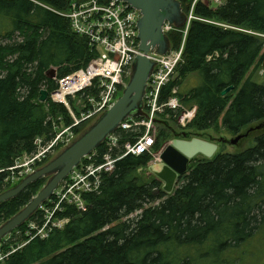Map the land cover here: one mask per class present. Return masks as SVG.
Returning a JSON list of instances; mask_svg holds the SVG:
<instances>
[{
  "label": "trees",
  "instance_id": "1",
  "mask_svg": "<svg viewBox=\"0 0 264 264\" xmlns=\"http://www.w3.org/2000/svg\"><path fill=\"white\" fill-rule=\"evenodd\" d=\"M68 3L0 0V171L6 172L24 154L31 155L36 138L49 141L53 120L61 117L69 124L62 105L50 98L38 102L41 90L50 97L58 79L85 69L96 57L65 18L44 7L64 12ZM195 15L264 34V0H226L216 11L200 5ZM167 39L170 50H178L183 35L172 32ZM262 50L263 42L253 36L190 24L178 78L161 89L160 103L179 90L187 75L198 73V87L177 93L185 105L195 108L184 132L193 138L220 122L226 133L238 136L264 122V85L252 80ZM51 70L53 79L47 77ZM228 87L233 90L221 97ZM164 130L157 136L156 150L166 137ZM141 132L117 131L123 140L120 146ZM97 151L100 156L104 149ZM149 160V155H128L118 161L104 176L101 190L83 197L84 210L63 206L64 214L54 215L68 219L65 227L45 240H27L0 264H195L193 255L199 251L207 249L204 255L215 253L218 259L264 229V131L250 149L215 155L190 167L172 195L163 193L155 180L140 182L137 171ZM42 183L41 179L0 205V224L20 212ZM36 220L38 227L43 225L41 217ZM170 249L180 250L182 259L174 263Z\"/></svg>",
  "mask_w": 264,
  "mask_h": 264
},
{
  "label": "built area",
  "instance_id": "2",
  "mask_svg": "<svg viewBox=\"0 0 264 264\" xmlns=\"http://www.w3.org/2000/svg\"><path fill=\"white\" fill-rule=\"evenodd\" d=\"M175 1L180 4L183 14V8H186V14H184L186 24L183 26L185 30L181 31L184 38L178 50H170L169 48L164 56L158 55L155 49L150 50L147 54L149 61L154 64L147 80L142 103V109L147 118H139V121L134 117L124 120L117 130L104 140L102 146L105 148L103 147L104 151L100 156L97 149L93 150L81 160L78 167L72 169L64 179L68 185L63 190L70 195V203L64 197L58 203L60 209L51 213L47 210L43 212L47 215V220L43 226L48 228L49 225L51 233L58 228L62 229L64 226L61 225L63 223L66 225L69 222L66 218H55L54 215L62 213L63 206L68 205L78 211L84 210L83 197L98 193L101 190L104 176L111 174L115 164L124 157L149 155L151 159L155 160L152 164L160 162L161 151L155 149L157 136L151 134L150 129L154 125L164 126L166 121L162 120L163 117L167 118L169 113L181 108L180 101L176 97V89L172 90L171 96L164 103H160L161 89L169 83L177 66L183 62L184 39L191 21L195 20L203 24L208 22L205 18L195 15L196 8L200 5L210 8L205 2H210L217 8L222 0ZM58 14L68 21L70 30L75 36L87 41L89 48L96 53V57L85 69L78 70L56 81L57 88L50 94V100L52 103L62 105L65 108L67 117H70L69 124L66 125L61 117L53 120V137L49 141L41 137L36 138L33 142L35 151L31 155L24 154L21 158H17L14 165L6 170V173L11 172L12 176L17 175V178L14 177L16 183L33 173L17 172V170L25 167L27 163H40L46 159L56 146L61 145L72 136L75 129L86 122L99 118L114 105L121 89L126 85L127 75H130L136 58L142 55L139 50L140 42L137 29L140 14L124 2L119 0H69L67 10ZM216 27L219 26L216 25ZM181 29L164 22L161 33L166 37L170 32ZM214 57L217 58V54ZM80 97L84 99L82 102L78 101L80 112L77 113L73 105L74 101ZM70 99L73 102L69 103ZM143 104L145 105L143 106ZM194 116L195 108L194 113L185 115L184 119H187L189 124ZM61 124H64L65 127H61ZM140 129H143L142 134L134 136L133 141H124L122 147L120 146V138L116 135L117 131L136 133ZM115 150H120L116 156H114ZM23 160L25 165L15 166L18 161ZM2 173H5V170L0 171V174ZM75 182H81L83 188L75 190L78 187L75 186ZM60 184L58 187H61ZM57 192L55 194L53 192L54 195L52 196H56ZM51 221L57 223L53 225L50 223ZM34 230H38V228L35 227ZM44 230L39 231L44 232ZM34 238L44 240L46 236L40 234L39 236L35 235ZM30 240L33 239L30 238ZM1 251L0 246V261L3 259L1 257L7 258L2 256Z\"/></svg>",
  "mask_w": 264,
  "mask_h": 264
},
{
  "label": "water",
  "instance_id": "3",
  "mask_svg": "<svg viewBox=\"0 0 264 264\" xmlns=\"http://www.w3.org/2000/svg\"><path fill=\"white\" fill-rule=\"evenodd\" d=\"M139 11L141 17L137 21L139 50L133 65L132 74L127 85L114 105L107 110L78 140L66 148L54 160L36 170L24 178L13 188L0 194V205L16 198L27 187L35 184L43 178H49L44 187L31 199V201L15 216L0 226V242L20 228L32 217L41 204H44L53 195L58 187L72 171L79 166L81 160L97 149L108 137L113 134L118 126L129 117L144 118L146 115L142 109L143 96L147 80L153 68V63L147 58L150 50H154L164 56L169 50L167 39L161 33L164 22L173 25L177 29L183 28L186 18L181 12V7L175 0H119ZM47 77L53 79L55 70L48 72ZM233 90L228 87L220 94L224 97ZM48 92H39V103H45ZM165 125V124H164ZM264 128L257 127L256 131ZM173 139L166 143V147L160 154V163L152 164L144 170L147 179L153 178L162 184V191L166 195H172L173 190L188 170V166L196 157L211 160L218 152L221 145L236 146L247 138L252 130L239 134L227 141L220 139L217 143L204 141L198 137L190 138L185 132L176 133L169 129Z\"/></svg>",
  "mask_w": 264,
  "mask_h": 264
},
{
  "label": "rangeland",
  "instance_id": "4",
  "mask_svg": "<svg viewBox=\"0 0 264 264\" xmlns=\"http://www.w3.org/2000/svg\"><path fill=\"white\" fill-rule=\"evenodd\" d=\"M205 3L208 4V6L210 7L209 9L216 11L217 8H220V7H222V5H225L226 0H222L220 2L219 7H217V8L214 5H212L210 2H205ZM44 7L49 9V10H51V11H53V12H55V13H57V14L58 13H63V12H57V11H55V10L49 8V7H46V6H44ZM212 8H214V9H212ZM185 9L183 8L184 14H186V10ZM206 21H208V22H206L204 24L211 25V26L218 25L219 27L223 26V27H221L222 29H227V30L234 31V32H239V33H242V34H247L249 36H253L255 38H258L259 40H261V42H263V50L261 52V56H262V54H263V56L261 57V60L259 61V63H257V65L254 67V70H253V73H252V80L254 82H256L257 84H259V85H264V34L260 33V32H254V31H251V30H246V29L239 28V27H233V26L231 27V26H229L227 24H224V23H221V22H216L214 20L211 21V20L206 19ZM194 22H199V21L192 20L190 24H192ZM183 30H185V28L181 29L180 31H173V32H180L182 34L181 31H183ZM170 33H172V32H170ZM167 36L165 37L166 39H167ZM261 36H263V37H261ZM82 39H84V38H82ZM167 41H168V39H167ZM180 46H181V44H180ZM168 48H170V46ZM181 63H183V62H181ZM178 66H177V68H178ZM176 71L177 70H175V73L173 74V76L171 77V80L169 82L175 81L178 78V74H177ZM129 78H130V75L129 76L127 75V83L129 81ZM181 83L182 84H181V87L179 88V90L178 89L176 90L177 93L178 92L182 93L183 91H187V90H189L191 88L198 87L201 84V78L199 77L198 73H192L190 75H187L183 80H181ZM176 97H178V96L176 95ZM79 99L75 100L74 101L75 103L73 105V108H74V110L77 113L80 112V105H79L78 101L82 102V100L84 98L80 97ZM178 99H179V97H178ZM70 100L71 101H69V103L73 102L72 99H70ZM179 101H180V104H181V108L176 110V111H174V112L169 113L167 115L168 116L167 118L163 117V119H162V120H165L166 122L168 121L167 123H168V126L170 127L169 129L172 128L176 133H180V132L186 131L185 129H186V126H187L188 122H187V119H184V117H185V115H190V114L194 113V106H191L189 104L185 105L182 102L181 99H179ZM66 103H67V101H66ZM144 105L145 104H143V106ZM171 114H173L175 116L174 119L170 118ZM99 118L93 119V120H91L89 122H86L83 125H81L79 128L75 129V131L73 132L72 136L69 137V139L65 140L61 145L56 146L53 149V151L48 154L46 159L42 160L40 163H35V164H28L27 163L25 165V161L24 160L23 161H18V163L15 164V166L25 165V167L17 170V172L20 171V172L31 174L32 172L34 173L36 170L40 169V167L48 164L49 162L54 160L57 156H59L66 148H68L76 140H78ZM69 120H70V117H69ZM62 121H63V119H62ZM137 121H139V120H137ZM65 124H66V122H65ZM66 125H68V124H66ZM262 126H264V122L258 123L256 125H252V126L246 128L245 130H243L241 132V134L246 133L247 130L248 131L252 130V132L249 133L247 138H245L242 141H240L239 144L236 145V146L221 145L219 147V150H218L216 155H220V154L234 155V154H238V153H240L242 151H245L247 149L252 148L254 146L255 138L259 134L263 133V131H264V128L260 129L259 131H256V128L257 127H262ZM61 127H65L64 124H61ZM163 128H164L163 125H159V126L154 125L150 129V133L155 135V136H158L159 132H161V131H163L165 129V128L164 129ZM166 131H165L166 137L162 141L160 148L158 150H156V151H161V153L165 149L166 143L173 139L172 134L169 131H167V132ZM196 137H198V138H200V139H202L204 141H212L214 143H217L220 139L229 141V140L234 138L233 136H231L230 134L226 133L223 130V128L220 125V122H219L217 127L213 128L211 130H208L205 133H203L202 135L196 136ZM121 142H123V140L120 138L119 143H121ZM102 147L105 148V146H102ZM159 158H160V156H159ZM153 161H155V160L151 159V156H150V160L148 161L146 167H144V168L142 167V168H140L137 171V175L140 178V182H142V183H150V182L153 181V179H147L146 176H145V173H144V170H146L150 165H152ZM201 161H204V158L196 157L195 159H193L192 162L190 163V165L188 166V170L190 169V167L192 168V167L196 166ZM159 163H155V164H159ZM184 175H187V174L185 173ZM4 177H5V179H4L3 183L0 182V194H2L4 192V190L7 191V190H9V189H11V188H13L14 186L17 185V183L14 182V180H15L14 177L17 178V175L16 176H12L11 172H9L8 174L5 172L4 173ZM182 178H183V176H182ZM182 178L178 182L179 185L183 181ZM48 180H49L48 177L42 179L43 183L37 188V192L36 193H38L41 190V188L44 187V185L46 184V182ZM64 181L60 184L61 187H58V188H56L54 190V194H55V192L58 191L57 195L56 196H51L50 199H48L44 204L40 205V207L38 208V210L35 213L36 217L34 219H31V217H30V219H28L21 226L22 229H20V230L15 229L12 233H10L8 236H6L0 242V246H1L2 251H3V252L1 251L2 256L8 255L6 257L9 258L16 251L21 250L26 245L27 240H29L30 238L34 239L35 235L39 236L40 234H43L44 236H46V239L49 237L48 235L51 234V232L49 231L50 230V226L48 225V228H44L43 225H42L43 227L42 226L38 227L36 225V223H35V222H37L36 218L41 217V219H43L42 221H43V224H44L45 221L47 220V215L43 214L44 211L47 210L49 213H51V212H53L55 210L60 209V208H58V203L64 197L67 198L66 201L70 203V201H69V196L70 195L66 194V191H63V190H65L66 186L68 185V182L67 181L64 182ZM77 181H78V179H77ZM7 182H9L10 184L9 183L7 184ZM178 184L175 187V190L178 188V186H179ZM5 186H6V188H5ZM75 186L76 187L78 186L77 189H75V190H81L83 188V185H82L81 182H75ZM160 187L162 189V184L161 183H160ZM2 188H4V189H2ZM70 189H68V190H70ZM175 190H173V192ZM71 192H72V190H71ZM68 193H70V192H68ZM68 207H70V206L68 205ZM135 216H136V214L133 215L131 218H134ZM44 219H46V220H44ZM4 223H1L0 226H2ZM50 223L55 225L57 222H52L51 221ZM61 226L65 227L66 225L63 223V225H61ZM35 227H37L38 230H34ZM43 229H45L44 232L39 231V230H43ZM58 230H60V228ZM37 232H39V233H37ZM207 251L208 250L206 249L204 251H199V253H197L196 255H193V259H194L195 264H264V229H261L259 232L254 234L250 239H248L246 242L241 244L239 247L232 248L230 251L226 252L225 254H222L221 256H219L218 259H217L218 255L215 254V253H208L207 255H204V253H206ZM170 253H171V256H172L171 258H173L172 261L174 263H176V262H178V260L182 259L180 250L170 249ZM1 258L4 259V257H1ZM7 258H5V259H7ZM5 259L3 261L1 260L0 263L4 262Z\"/></svg>",
  "mask_w": 264,
  "mask_h": 264
},
{
  "label": "bare ground",
  "instance_id": "5",
  "mask_svg": "<svg viewBox=\"0 0 264 264\" xmlns=\"http://www.w3.org/2000/svg\"><path fill=\"white\" fill-rule=\"evenodd\" d=\"M222 3H223V2H222ZM210 5H211V4H210ZM222 6H223V5H222ZM218 7H219V6H218ZM134 10H135V9H134ZM135 11H137V10H135ZM137 12H139V11H137ZM139 14H140V13H139ZM140 17H141V15H140ZM138 20H139V19H138ZM229 28H230V27H229ZM137 29H138V28H137ZM261 37H263V36H261ZM88 47H89V46H88ZM214 58H215V57H214ZM132 69H133V66H132ZM131 74H132V70H131L130 76H131ZM126 83H127V78H126ZM126 85H127V84H126ZM126 85H125V86H126ZM124 88H125V87H124ZM124 88L121 89L118 98L121 97V93H122V91L124 90ZM44 90H45V89H44ZM49 98H50V97H49V93H48V98H47V100H48ZM49 100H50V99H49ZM129 118H132V119H133V117H129ZM137 120H139V119H137ZM167 122H168V121H167ZM167 124H168V123H167ZM51 129H52V128H51ZM171 129H172V128H171ZM172 130H173V129H172ZM139 131H140V130H139ZM52 133H53V132H52ZM52 133H51V134H52ZM119 133H120V132H119ZM119 133H118V134H119ZM127 133H128V132H127ZM141 133H142V132H141ZM51 134H50V135H51ZM215 142H216V141H215ZM100 146H102V144H101ZM100 146H99V147H100ZM95 150H96V149H95ZM130 156H131V155H130ZM18 157H19V156H18ZM134 157H135V156H134ZM201 158H202V157H201ZM12 163H13V162H12ZM21 163H22V162H21ZM44 166H45V165H44ZM42 167H43V166H42ZM40 168H41V167H40ZM2 174H3V173H2ZM7 174H8V173H7ZM5 175H6V174H5ZM8 177H9V176H8ZM1 178H2V177H1ZM8 181H9V180H8ZM8 183H9V182H7V184H8ZM9 184H10V183H9ZM11 184H12V183H11ZM5 188H6V186H5ZM2 189H4V188H2ZM4 192H5V190H4ZM163 193H164V192H163ZM4 204H5V203H4ZM68 208H69V207H68ZM65 210H66V209H65ZM75 210H76V209H75ZM63 211H64V210H63ZM62 213H63V212H62ZM57 214H58V213H57ZM63 214H64V213H63ZM62 216H63V215H62ZM58 217H59V216H58ZM44 218H45V217H44ZM63 218H64V217H63ZM42 220H43V219H42ZM42 220H41V221H42ZM44 220H46V219H44ZM53 222H54V221H53ZM36 225H37V224H36ZM46 228H47V227H46ZM58 229H59V228H58ZM60 230H61V229H60ZM49 231H50V230H49ZM55 231H57V230H55ZM31 236H32V235H31ZM48 236H49V235H48ZM36 239H37V238H36ZM29 240H30V239H29ZM29 240H28V241H29ZM38 240H39V239H38ZM44 240H45V239H44ZM10 255H11V254H10ZM6 256H8V255H6Z\"/></svg>",
  "mask_w": 264,
  "mask_h": 264
},
{
  "label": "flooded vegetation",
  "instance_id": "6",
  "mask_svg": "<svg viewBox=\"0 0 264 264\" xmlns=\"http://www.w3.org/2000/svg\"><path fill=\"white\" fill-rule=\"evenodd\" d=\"M248 131V130H247ZM149 179H153V178H149ZM154 180V179H153ZM179 180H180V178H179ZM160 183V182H159Z\"/></svg>",
  "mask_w": 264,
  "mask_h": 264
}]
</instances>
